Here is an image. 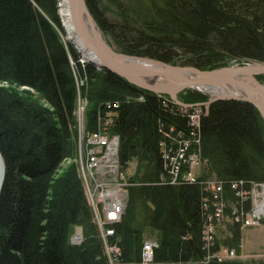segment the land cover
I'll list each match as a JSON object with an SVG mask.
<instances>
[{"label": "trees", "instance_id": "trees-1", "mask_svg": "<svg viewBox=\"0 0 264 264\" xmlns=\"http://www.w3.org/2000/svg\"><path fill=\"white\" fill-rule=\"evenodd\" d=\"M85 1L105 40L123 54L202 70L232 60L264 64V0ZM57 4L0 0V153L6 164L0 264H110L105 243L119 248L120 264H139L147 233L157 241V264H264L203 261V201L210 194L200 182L224 183L229 218L235 199L227 184L243 181L249 189L264 183V123L256 108L235 100L203 107L196 132L205 164L198 182L172 184L159 144L170 127L189 134L188 114L168 97L82 65L58 35ZM77 79L84 81L79 93L87 102L88 132L99 130L105 113H114L111 132L119 138L121 170L133 160L148 166L139 181L129 179L126 207L105 242L75 163ZM180 98L188 105L206 99L196 91ZM65 161L71 162L62 167ZM242 209L250 210V203ZM77 227L82 241L72 244ZM227 227L230 236L216 240L212 251L223 246L239 255L242 226L228 221Z\"/></svg>", "mask_w": 264, "mask_h": 264}, {"label": "built area", "instance_id": "built-area-1", "mask_svg": "<svg viewBox=\"0 0 264 264\" xmlns=\"http://www.w3.org/2000/svg\"><path fill=\"white\" fill-rule=\"evenodd\" d=\"M116 107V106H115ZM112 112H108L107 116L113 117ZM113 123L111 119L105 120V124L98 132H93L88 138V145L90 149L86 155L85 164H82V172L85 180L88 178L94 179V174H107L108 179L104 178L93 181L94 187L86 183L88 189V197L90 205L98 215V208H101L102 218L99 220V231L103 237L113 234L111 226L118 222L121 218L123 210L127 201V180H125L120 171V164L118 160V136H108L107 127ZM190 132L189 134L176 133L174 136H169V140L161 142L160 152L164 162V169L169 176L170 182L175 184L177 182L195 183L194 171L191 169L196 163L200 162L199 156L188 155V148L190 146L189 140L195 141L197 136V129L199 126V115L191 116L189 118ZM173 133V129H170ZM198 143V138L196 139ZM163 178V177H162ZM92 181V180H91ZM90 181V182H91ZM206 189L215 192L213 197L205 198L203 201V210L205 212V223L203 225V250L206 252V261L216 260H230L235 257L233 249H225V259H223L218 251H212L214 247V236L216 224L228 218L225 210L227 203L223 196V182L207 181L204 183ZM92 187V189H91ZM256 190L253 192V190ZM252 191L245 190V183L232 182L231 188L235 192L237 198V206L232 213V220L241 225L254 224L258 220L264 218V197L258 193H264V185H256ZM100 189V190H99ZM99 192V193H98ZM212 194V193H211ZM251 194L254 196L250 205V210L243 212V205L249 202ZM239 202V203H238ZM250 203V202H249ZM211 208V209H210ZM211 210V212H208ZM76 244L82 241L81 235L73 237ZM157 247L155 242L146 241L143 244L141 251L142 264H156L153 259V250ZM110 262L117 264L119 249L116 246L109 247ZM108 251V249H107Z\"/></svg>", "mask_w": 264, "mask_h": 264}, {"label": "water", "instance_id": "water-1", "mask_svg": "<svg viewBox=\"0 0 264 264\" xmlns=\"http://www.w3.org/2000/svg\"><path fill=\"white\" fill-rule=\"evenodd\" d=\"M67 3L73 31L80 45L97 61V69L113 73L142 91L168 96L177 105H182L177 96L185 90H211L214 95L209 96L207 105L220 100L245 102L256 108L264 122V83L256 79L264 75L263 63L254 61L201 70L125 55L106 42L85 0ZM5 176L6 164L0 153V195Z\"/></svg>", "mask_w": 264, "mask_h": 264}, {"label": "rangeland", "instance_id": "rangeland-1", "mask_svg": "<svg viewBox=\"0 0 264 264\" xmlns=\"http://www.w3.org/2000/svg\"><path fill=\"white\" fill-rule=\"evenodd\" d=\"M58 1V0H57ZM59 5V3L57 4ZM59 7V6H58ZM59 22H60V18H59ZM58 31V30H57ZM63 32V30H62ZM62 32H60V30L58 31V35L62 41L63 44H67L68 42H66L64 40V37L62 35ZM104 37V36H103ZM68 45H71L78 53V50L76 49V47L73 45V44H68ZM115 49V48H113ZM116 50V49H115ZM117 51V50H116ZM119 52V51H117ZM121 53V52H119ZM123 54V53H122ZM79 55V53H78ZM126 55V54H125ZM80 56V55H79ZM144 58V57H143ZM250 62H254V61H250ZM80 63L83 65L85 63H88L87 61H82V59L80 60ZM246 63H249V62H245V63H239V62H236L234 60L232 61H229V63L225 66H229V65H236V64H246ZM73 64V63H72ZM180 66V65H178ZM99 70V69H98ZM202 70V69H201ZM264 82V81H263ZM84 85V81L83 80H80V79H77L76 80V86H77V90H78V95H77V102H76V107H75V112H74V115H75V126H76V132H77V157L75 159V163L77 164V170H78V175H79V178L81 180V183H82V187H83V190H84V193H85V196H86V199L88 201V204L89 206L91 207L92 209V206L90 205V199L88 197V189H87V186H86V183L88 185H91L92 187H94L95 185H93V181H96L98 179H101V178H104V180L108 179L109 176H107V174H103V176L101 177L102 174H94V179H91V178H88L87 176V179L85 180V177L83 176V172H82V169H81V165L82 164H85V161H86V155H87V152L89 150V145H88V138L90 136V134H92L93 132H88L87 128H86V123H85V114H86V107H87V102L84 98H82L80 96V93H79V89L81 86ZM20 91L22 90H26V91H31L27 88H20L19 89ZM188 91H196V90H185L183 92H181L177 97H178V100L182 102L181 98H180V95L181 94H185L186 92ZM33 92V91H31ZM202 95L205 96V100L202 102V103H198V104H193L192 106H186L184 108H182V106L180 107V105H177L174 101L173 103L179 108V111L181 113H184V114H188V117L190 118L192 115L193 116H196V115H199V119H200V115L202 114V108L203 107H207L208 105L206 104L209 100V94L208 93H202V92H199V91H196ZM34 93V92H33ZM37 96V95H35ZM80 96V97H79ZM80 99H79V98ZM138 101H143V97H138L137 99ZM221 101V100H220ZM185 104V103H184ZM185 108L187 109L188 112H185ZM184 109V110H183ZM103 127V121L100 122V125H99V130L102 129ZM170 129H173V127H170L168 129V131H170ZM108 133V132H107ZM176 133L173 132L172 135L174 136ZM109 135V133H108ZM198 138V143L196 142V139ZM190 143V146L188 148V155H194V156H199L198 154V151H199V143H200V139L199 137H196L195 138V141L193 142V140H189L188 141ZM159 149H160V146H159ZM200 159V157H199ZM118 160H119V156H118ZM71 161H65L62 165V167H66L68 164H70ZM205 162L203 160L200 159V162L199 163H196L191 169H193L194 171V176H195V183L198 182V179H199V175L202 171V168L204 166ZM164 166V164H163ZM121 168V167H120ZM120 171L122 172L125 180H127V184L128 187L131 185V183L129 182V179L131 180H134V181H139L140 178L145 174L147 173L148 171V166H147V163L146 162H143V161H139V160H133L128 168L124 171H122L120 169ZM92 180V181H91ZM164 178H161V181H163ZM91 181V182H90ZM207 181H210V182H213V181H217V182H222V181H219L215 178H209L205 181H202L200 182L201 185L204 187L205 191L208 192L210 194V198L213 197L215 194V192H212V190L210 189H206V185L204 184L205 182ZM183 183V182H182ZM186 183V182H185ZM188 183V182H187ZM231 184L232 182H229L227 184L228 186V190L230 191V194L231 196L235 199V203L233 205H231V207H233L232 211H231V214L235 211V207L237 206V198L235 197V192L234 190L231 188ZM256 185H264V183H259V184H252L250 186V191H252V189H254V187ZM224 183H223V192H224ZM91 187V189H92ZM249 189H246L245 190H249ZM100 190V189H99ZM256 190V187L255 189L253 190V192ZM99 193V192H98ZM212 193V194H211ZM127 194H128V188H127ZM252 199H254V196L251 194L250 196V205L251 204V201ZM227 203V201H226ZM239 203V202H238ZM126 207V205H125ZM125 209V208H124ZM211 209V208H210ZM98 215H100V217L95 215V211L92 209L93 211V215H94V221H95V224L97 225L98 229H99V223H98V219L100 220L102 218V211H101V208H98ZM208 212H211V210H208ZM123 214V213H122ZM228 217V216H227ZM232 217V216H231ZM232 218H225L223 219V221L219 222L216 224V228H215V236H214V243H216V240L219 242V243H222L223 241H225V239H227L230 234L228 232V227H227V222L228 221H233L231 220ZM236 223V222H235ZM242 226V236H241V240H240V246H239V249H240V254L237 255L235 249H233L235 251V257L230 259V260H240V261H243V262H250V261H260V260H264V218L258 220L257 222H255L254 224H250V225H241ZM112 228V226H111ZM100 232V231H99ZM75 235H81L82 236V232H81V229L80 228H75L73 229L72 231V235H71V243L72 244H76L75 243V240H73V237ZM101 235V233H100ZM107 237V236H106ZM106 237L104 238V242L106 241ZM146 241H152V242H155L156 245H157V241L155 240V235L154 234H151V233H147L145 235V240L144 242ZM143 242V244H144ZM143 244H142V247H143ZM115 245H109L107 243H105V251L106 253L110 254V248L109 247H113ZM117 247V246H116ZM118 248V247H117ZM108 249V251H107ZM119 249V248H118ZM225 249H228V248H224V247H220L219 249V252H220V255L223 259H225ZM141 251H142V248H141ZM218 251V250H217ZM120 252V250H119ZM206 257V255H205ZM205 257L203 259V261L205 263H208L210 261H206L205 260ZM109 258V262H110V256H108ZM213 261H216V260H213ZM224 261V260H222ZM221 261V262H222ZM218 262V261H217ZM155 263V262H154ZM111 264V263H110ZM115 264V263H113ZM117 264H120L119 261H117ZM139 264H142L141 262V253H140V261H139ZM157 264V263H156Z\"/></svg>", "mask_w": 264, "mask_h": 264}, {"label": "bare ground", "instance_id": "bare-ground-1", "mask_svg": "<svg viewBox=\"0 0 264 264\" xmlns=\"http://www.w3.org/2000/svg\"><path fill=\"white\" fill-rule=\"evenodd\" d=\"M86 2V1H85ZM58 3H59V7H58V15H59V18H60V28H57V30L59 31L60 30V32H62V30H63V32H62V35H63V37H64V40L66 41V42H68L67 44H66V46H68V44L70 43V44H73L75 47H76V49L78 50V53H79V55H80V60L82 59V61H87L88 63L89 62H92V64L91 63H89V64H91V65H93L94 67H96L97 65H98V63H97V61L96 60H94V58L92 57V55L87 51V50H85L81 45H80V43H79V41H78V39H77V37H76V35H75V33H74V31H73V27H72V21H71V16H70V13H69V9H68V3H67V0H58ZM107 42V41H106ZM108 43V42H107ZM109 44V43H108ZM110 45V44H109ZM111 46V45H110ZM112 47V46H111ZM113 48V47H112ZM77 52V51H76ZM149 59V58H148ZM153 60V59H152ZM256 62V61H255ZM71 64H72V62H71ZM73 65V64H72ZM97 68V67H96ZM260 76H264V75H260ZM258 77V76H257ZM257 77H256V79H257ZM262 83H264V82H262ZM130 84V83H129ZM133 86V85H132ZM135 87V86H134ZM136 88V87H135ZM138 89V88H137ZM138 90H140V89H138ZM142 91V90H141ZM196 91H199V92H202V93H208L210 96H213L214 94V92H212L211 90H205V89H200V90H196ZM146 92V91H145ZM157 96H159V95H157ZM80 97V96H79ZM78 97V98H79ZM160 97H168V96H165V95H163V96H160ZM169 98V97H168ZM80 99V98H79ZM169 100L170 101H172L170 98H169ZM173 102V101H172ZM116 107L115 108H117V105H115ZM182 106V108H184V107H186V106H192V105H188V104H184V103H182V105H180V107ZM184 110V109H183ZM185 112H188L187 111V109L185 108ZM110 113V112H109ZM259 113V112H258ZM107 114H108V112L107 113H105V115L103 116V118H101L100 119V122H102L103 121V126H104V124H105V120H108V119H111V121H112V118L113 117H109V116H107ZM112 114H114V113H112ZM260 115V114H259ZM260 117H261V115H260ZM262 118V117H261ZM114 119V118H113ZM264 123V122H263ZM112 123L107 127L108 129H107V132L109 133V137H111V136H117L116 134H113L112 132H111V128H112ZM99 131V130H98ZM98 131H95V132H98ZM94 132V133H95ZM173 132H175V133H178V132H181V131H175V130H173ZM182 134H186V133H184V132H181ZM172 135V132L170 133L169 131L165 134V138H164V140L163 141H161V142H166V141H168L169 140V136H171ZM119 139V138H118ZM160 142V143H161ZM199 146H200V143H199ZM118 147H119V143H118ZM90 149V148H89ZM160 150V149H159ZM117 153H118V149H117ZM161 153V152H160ZM198 154H199V157H200V159H201V155H200V152L198 151ZM161 155H162V153H161ZM163 159V158H162ZM202 160V159H201ZM81 169H82V165H81ZM257 194H259L260 196H262V197H264V193H258L257 192ZM123 212H124V210H123ZM78 228V227H77ZM102 231L100 230V233H101ZM101 237H102V239H103V241H104V238L105 237H103L102 235H101ZM111 263V262H110Z\"/></svg>", "mask_w": 264, "mask_h": 264}, {"label": "crops", "instance_id": "crops-1", "mask_svg": "<svg viewBox=\"0 0 264 264\" xmlns=\"http://www.w3.org/2000/svg\"><path fill=\"white\" fill-rule=\"evenodd\" d=\"M242 229H243V228H241V236H242ZM222 247H223V246H222ZM224 248H226V247H224Z\"/></svg>", "mask_w": 264, "mask_h": 264}]
</instances>
